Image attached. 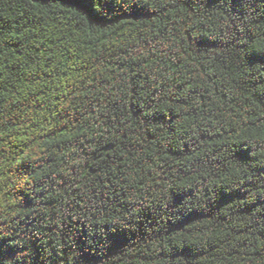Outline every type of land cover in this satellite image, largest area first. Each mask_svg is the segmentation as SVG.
<instances>
[{"label":"trees","instance_id":"obj_1","mask_svg":"<svg viewBox=\"0 0 264 264\" xmlns=\"http://www.w3.org/2000/svg\"><path fill=\"white\" fill-rule=\"evenodd\" d=\"M0 264H264V0H0Z\"/></svg>","mask_w":264,"mask_h":264}]
</instances>
